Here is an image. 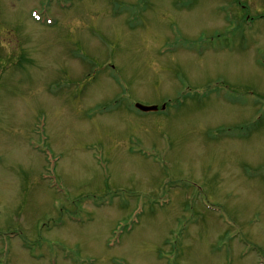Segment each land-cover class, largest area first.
Masks as SVG:
<instances>
[{"label":"rangeland","instance_id":"374dc122","mask_svg":"<svg viewBox=\"0 0 264 264\" xmlns=\"http://www.w3.org/2000/svg\"><path fill=\"white\" fill-rule=\"evenodd\" d=\"M263 99L264 0H0V264H264Z\"/></svg>","mask_w":264,"mask_h":264},{"label":"water","instance_id":"95a60500","mask_svg":"<svg viewBox=\"0 0 264 264\" xmlns=\"http://www.w3.org/2000/svg\"><path fill=\"white\" fill-rule=\"evenodd\" d=\"M140 107V109H142V110H145V111H149V110H155L156 108H154V107H143V106H139Z\"/></svg>","mask_w":264,"mask_h":264}]
</instances>
